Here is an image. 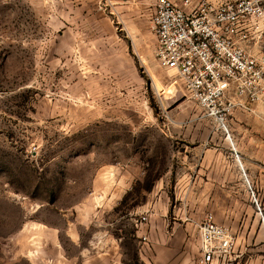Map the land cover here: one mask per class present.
<instances>
[{
	"label": "rangeland",
	"instance_id": "1",
	"mask_svg": "<svg viewBox=\"0 0 264 264\" xmlns=\"http://www.w3.org/2000/svg\"><path fill=\"white\" fill-rule=\"evenodd\" d=\"M156 4L0 0V264H155L152 201L200 218L196 264L209 214L213 264H264V101L222 121L177 93Z\"/></svg>",
	"mask_w": 264,
	"mask_h": 264
},
{
	"label": "built area",
	"instance_id": "2",
	"mask_svg": "<svg viewBox=\"0 0 264 264\" xmlns=\"http://www.w3.org/2000/svg\"><path fill=\"white\" fill-rule=\"evenodd\" d=\"M151 24L156 59L174 73L176 92L209 116L225 121L264 101V0H157ZM200 238V264L232 244L212 214Z\"/></svg>",
	"mask_w": 264,
	"mask_h": 264
},
{
	"label": "crops",
	"instance_id": "3",
	"mask_svg": "<svg viewBox=\"0 0 264 264\" xmlns=\"http://www.w3.org/2000/svg\"><path fill=\"white\" fill-rule=\"evenodd\" d=\"M187 193L190 191H184V197ZM187 206L177 210L181 217L179 220L173 219V222L168 217L169 210L159 201L149 202L134 213V215L141 216L139 230L142 231L144 237H147L144 250L146 252L147 248L149 253L151 252L152 261L155 264H196L192 245L200 218L195 217L194 210L189 204ZM144 217L145 221H143ZM168 228L173 230L170 238L166 231ZM166 240L172 241L175 246L170 247V241L166 243ZM184 242L187 243V248L183 250L181 247ZM103 264L107 262L104 261Z\"/></svg>",
	"mask_w": 264,
	"mask_h": 264
},
{
	"label": "bare ground",
	"instance_id": "4",
	"mask_svg": "<svg viewBox=\"0 0 264 264\" xmlns=\"http://www.w3.org/2000/svg\"><path fill=\"white\" fill-rule=\"evenodd\" d=\"M173 73V72H172ZM173 75H174V73H173ZM159 93H160V90H159ZM224 124V123H223ZM225 127V126H224ZM239 163H240V166H241V168L244 170V165L241 163V161H239Z\"/></svg>",
	"mask_w": 264,
	"mask_h": 264
}]
</instances>
